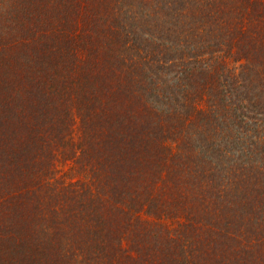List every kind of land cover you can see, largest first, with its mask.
Returning <instances> with one entry per match:
<instances>
[{
  "label": "trees",
  "instance_id": "16d2710c",
  "mask_svg": "<svg viewBox=\"0 0 264 264\" xmlns=\"http://www.w3.org/2000/svg\"><path fill=\"white\" fill-rule=\"evenodd\" d=\"M0 264H264V0H0Z\"/></svg>",
  "mask_w": 264,
  "mask_h": 264
}]
</instances>
